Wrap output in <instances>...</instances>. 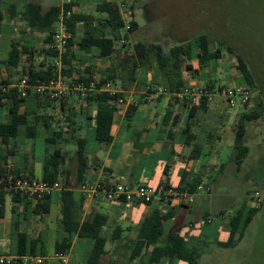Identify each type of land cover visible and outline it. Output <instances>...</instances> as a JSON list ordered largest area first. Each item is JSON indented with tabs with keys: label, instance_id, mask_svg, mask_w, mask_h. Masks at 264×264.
Segmentation results:
<instances>
[{
	"label": "crops",
	"instance_id": "obj_1",
	"mask_svg": "<svg viewBox=\"0 0 264 264\" xmlns=\"http://www.w3.org/2000/svg\"><path fill=\"white\" fill-rule=\"evenodd\" d=\"M28 1L36 2L43 7L51 5H59L61 7L65 2V0H60L59 4H50L52 0H10V4L6 10L3 11L1 9L3 19L0 24V31L5 21L10 32L14 34V39L8 42L9 48L7 49L5 59L0 61V78L6 82H15L19 74V77H23V72L28 65L26 56L22 51L20 52L17 64L8 63V54L13 41H18L21 45L25 44L33 48V63L37 69L40 67L39 63L45 61L42 51L43 48L47 47L43 42L44 34L31 31L19 16L14 14L10 17L8 13V8L11 4H16L17 12H19L22 11L23 5ZM102 1L71 0L74 3L72 7L74 11L92 14L97 20H105L108 14L96 10L97 4ZM112 1L117 5L120 16L124 21L123 31H125L121 32V34L128 32L126 29L127 22L131 25V22L135 21L136 27H141L134 18L136 13L132 2L128 4L129 0H122L124 6H121V1ZM3 3L4 0H1L0 8ZM19 4L20 7L18 8ZM90 9L91 12H89ZM78 28L81 30L82 25L79 24ZM105 32L108 36L112 35V32L110 34L108 31V27L105 29ZM25 34L28 36L29 41L23 38ZM32 40L39 43L32 44ZM76 48L78 49L76 44L71 47L74 54V58H72V77L73 70H75L74 64L80 60L78 59L80 54ZM197 50V47H193L192 53L193 51L196 53ZM116 51L115 47V51L111 56ZM98 53L99 49L93 47L91 53H82L80 55L82 57L81 61L85 62V65L82 66L83 70L79 72V75L85 74L88 66L93 68V79L97 78L100 72L114 68L109 62L101 69L98 63L111 56L100 57ZM191 59H193V56ZM192 66L195 69L193 64ZM198 67H201L199 63ZM94 68H97L98 74H95ZM202 68L207 69L208 67ZM197 71L199 72V70ZM147 78L151 80L150 83L145 81ZM182 78L185 81L184 74ZM155 79L156 77H154L147 63L140 65L134 82H129L125 77L121 79L123 86L116 88V90L123 93V97L121 98H123L124 102L119 104L117 101V109L110 131L112 139L109 143H99L95 140L96 105L95 103L90 105L85 104L83 99L85 90H73L75 91L74 93L71 91L64 100L63 105L58 104L60 110L58 115H55L53 110L56 109V101L53 102V107L45 110L47 115L52 116L48 127L42 126L39 121L30 120L32 130L35 131L34 137L38 135L46 143H48L46 138L52 137L53 140L48 144H56L54 149L60 150L63 160H61L57 169L59 178L56 182L60 183L62 188L65 183L67 189L72 191L76 220L83 221L91 218L93 215H100L105 219L101 236L106 239V242L104 255L99 264H146V260L143 259L145 257L142 256L144 250L141 251L139 256L132 259L130 258V253L133 241L137 237L144 218L157 207L155 205L140 203H112L106 201L102 196L96 197L91 201H85L78 190L81 183L89 180H109L126 183L130 186L143 184L158 187L164 184L174 189L187 191L188 188L192 187L199 180L200 182L197 186L202 184L204 187L210 189L212 183L216 181L214 175L217 171L222 172L223 170L221 158L229 155L230 152L231 145L224 142V136L219 132L215 135L212 130L216 122H218L217 120L220 122H232L233 114L240 107L235 109L230 107L226 102V114H223L219 111L221 107L220 102L222 101L209 98L206 110H194L191 112L189 105L187 103L185 105V102L176 97L175 93L177 91H170L168 83L165 81L160 70L159 80L156 79V81ZM201 79L203 78L201 77ZM139 82L142 87L138 91V99H135L133 95L135 92L134 88L137 85L136 83ZM74 94L82 99V102L78 104V108L76 107L77 104H75L77 102L75 101ZM141 94H145V97L142 98ZM131 105L135 106V109L127 115L128 107ZM35 106V99L27 97L25 107L28 110H33ZM5 116L6 107L5 104H2L0 105V122L5 121ZM238 116L236 117L238 118ZM233 122L235 126L237 119ZM189 134H193V136L191 137ZM26 139L24 135H21L19 138L9 139L8 147L14 153L7 157L6 167L8 170L21 172L25 175L30 173L34 178L42 179L44 158H35L34 155L28 153L32 152L34 147ZM82 139H84L83 148L86 157V169L83 182H79L80 165L75 156V151L78 141ZM1 149L2 145L0 144ZM38 171L40 172V176H38ZM57 194L54 193L53 195ZM209 196L210 194L207 195V197ZM199 197L200 195L196 193L194 201L190 204H173L160 210L162 212L168 210L173 212L172 218L167 221L171 225H163V234L166 236L174 232L175 236L183 242L186 250L196 247L200 251L206 245L211 246L209 259L205 260V264H215L225 251V247H221L217 243L227 241L229 229L226 223L235 212L226 217L222 211L211 212L210 210H205L204 206L209 207L210 205L206 204L209 202V199L203 197H200L201 199L198 201L202 204V208H199L197 204V198ZM54 202L56 205H59L56 199ZM8 206L9 215L6 212V203L4 217L0 219V244L3 247H7L0 250V258L15 259L17 257L15 246L19 231L16 228V223L18 222L19 229L25 231L28 239L32 237L39 238L41 245L46 248L44 254L37 253L34 255L46 258L42 264H84L92 246V241L84 238H73L71 247L63 261L53 257L57 253L54 252L55 243L60 242L65 235L60 228L59 206L53 217L50 216L51 207L49 213L39 216L31 213L28 207L26 212H24L23 206L20 203L14 204V210H12L13 204L11 200ZM192 211L195 213L193 220L188 218L182 219V215L185 212L191 214ZM31 229L33 231L36 230L35 236L32 235ZM240 241L234 247L229 248L236 250ZM151 249L148 248V251L150 252ZM201 259L202 253L200 252L198 264H201ZM168 262V259L165 258L157 264H169ZM29 264L37 263L31 262ZM171 264L186 263L175 261Z\"/></svg>",
	"mask_w": 264,
	"mask_h": 264
},
{
	"label": "trees",
	"instance_id": "obj_2",
	"mask_svg": "<svg viewBox=\"0 0 264 264\" xmlns=\"http://www.w3.org/2000/svg\"><path fill=\"white\" fill-rule=\"evenodd\" d=\"M73 5V2L65 3L64 5L65 10L71 9V14L65 19L70 38L68 39L63 53L61 72L64 77H72V58H74V54L72 53L71 47L74 44H76L82 53H91L92 48L97 47L99 49L98 56L106 57L114 53L115 40H121V45H125V40H127V35L125 33L121 34L124 21L120 16L117 5L112 0H103L96 6L97 11L106 12L108 14L105 20H97L92 14L76 12L72 8ZM60 10L61 7L59 5L43 7L41 4L32 1L26 2L23 5L22 11L19 12H17L16 4H11L8 8L10 17L15 14L25 22L31 31L44 34L43 42L47 47L43 48L42 51L45 56V61L39 63L40 67L38 69L33 63V48L31 46L29 47L25 44L21 45L18 41H13L9 50L8 63L10 64L18 63L21 51L25 54L28 65L23 72V77H26L30 82H46L49 78L56 76V66L53 63L56 53L49 47V44L52 41V34ZM2 19L3 12L0 8V24ZM79 24L82 25L81 30L78 28ZM136 26V22L132 21L128 32H132ZM107 27L112 31L111 36H108L105 32ZM193 47H197L198 49L195 53V57L201 67H209L212 61L219 59L222 54V47H225L227 51L236 58V69L241 80L245 84L247 83L252 86L255 84L254 72L243 54L235 51L233 47L226 45L222 40L204 31L192 38L180 41L179 44L172 46L167 52L163 51L162 47L156 43L147 44L141 41L136 42L134 44L135 55L125 56L124 58V62H130L129 66L123 67L124 72H126L124 77L129 82H134L140 65H145L149 60L148 55L154 52L158 69L168 83L170 91H179L186 85V82L182 78L184 70L193 69L192 64L186 62L187 59H191L193 56ZM92 74L93 68L88 66L85 74H78V76L71 78L70 81L75 83L83 81L86 86H89L92 80L95 81L94 90H85L83 99L85 104L90 105L95 103L96 105L95 140L99 143H109L112 139L110 131L117 109V101L119 98L123 97V93L118 91L114 94H110L100 89L106 82L114 81L118 76L122 75L115 72L114 68H109L106 69V71L100 72L95 79L92 78ZM213 83L214 82H211L210 85L207 86H213ZM27 97H33L35 99V109L28 110L25 107ZM27 97H22L15 89H9L5 93H0V105L5 104L6 107L5 121L0 122V144L2 145V151L0 153V219H2L5 214L7 197H10L13 204L12 210H14V204L20 203L23 206L24 212L29 208L31 213L39 216L49 213L51 204L56 199L60 211V228L65 235L60 242L55 243L54 252L67 253L74 237L88 239L92 241V246L84 264H99L104 255V246L106 242V239L101 236V230L105 225V219L100 215H93L91 218L83 221L76 220L73 193L71 190L67 189L65 183L63 184L62 190L57 194L58 196L47 195L40 199L14 193L11 190L5 189L2 185L7 173H13L19 177L27 176L29 178H34L30 173L25 175L21 172L7 169V157L14 153L13 150H10L8 147L9 139L19 138L21 135L26 136V138L34 137L35 131L32 130L30 123L31 119L39 121L44 127H48L52 119V116L47 115L45 110L53 107V102L56 101L55 99L49 98L45 93L37 92H30ZM141 97L144 98L145 94H141ZM66 98L67 97L58 100L61 106ZM143 101L145 100L143 99ZM207 102L208 98L202 96L199 103L189 106V109L191 112L194 110H206ZM185 105L187 104L185 103ZM134 109L135 106H129L127 115ZM262 109H264L263 101H256L255 107L252 110L249 112L243 111L237 118V122L234 126V162L237 168L241 166L243 157L248 152V146L245 144L247 122L258 119ZM189 135L191 137L193 136V134ZM52 140V137L46 138L48 143ZM83 144L84 139L81 141L79 140L75 151V156L80 165V172L78 175L79 182H83L86 169V157ZM61 160H63V157L60 155V150L57 148L44 157L43 181L53 184L58 180L57 169ZM199 182L198 180L192 187L188 188L187 191L195 193L196 186ZM255 213L256 208H247L244 203L226 223L229 229L227 241L218 242L217 244L225 248L234 247L242 239L245 229L250 224L251 218ZM172 216L173 212L171 210L162 212L156 208L144 218L138 230L137 237L133 241L130 253L131 259L139 256L141 251L144 250L142 256L145 257L143 259L146 260V264H157L160 260L165 258L168 259L169 264L175 261H183L186 264H198V258L200 256L199 249L193 247L190 250H186L183 242L175 236L174 232L164 236L163 225L170 220ZM16 228L19 230L15 246L17 258L4 264H24L21 259L22 257L34 256L37 253L44 254L46 252V248L41 245L39 238L32 237L28 239L25 231L19 229L18 222L16 223ZM148 248H152L150 252Z\"/></svg>",
	"mask_w": 264,
	"mask_h": 264
},
{
	"label": "rangeland",
	"instance_id": "obj_3",
	"mask_svg": "<svg viewBox=\"0 0 264 264\" xmlns=\"http://www.w3.org/2000/svg\"><path fill=\"white\" fill-rule=\"evenodd\" d=\"M59 2L60 0H52L50 4H59ZM131 2L136 13L134 18L141 27H136L132 32L125 33L127 35L125 45H121V40H115L117 51L113 56L98 63L101 69L110 62L115 71L124 77L126 72H124L123 67L130 65V62H124V58L135 55L134 44L136 42L156 43L167 52L180 41L192 38L204 31L243 54L254 72L255 84L252 86L241 80L236 69V58L225 47H222L221 57L212 61L207 69L198 67L193 51V59H187L186 62L193 64L195 69L184 70L186 85L207 86L211 82H214L213 86L224 87L245 85L249 91L248 102L240 108L233 107L239 108L233 114V121L237 119L236 116L241 111L249 112L252 110L256 101L262 100L264 104V0H129L128 4ZM9 4L10 0H4L1 9L5 11ZM108 31L111 34V29ZM124 31L122 29L121 32ZM23 38L28 40L26 34L23 35ZM12 39H14V34L10 32L7 23L4 21L0 31V61L5 59L9 48L8 42ZM31 43L38 44L39 42L32 40ZM76 50L80 55L82 54L77 48ZM80 55L78 57L80 60L74 64L73 77H65L68 81L78 76L79 72L83 70L82 66L85 65V62L81 61ZM148 59L147 64L150 66L151 72L159 80V69L154 52L148 55ZM94 72L98 74L97 68ZM19 75L18 79L21 78ZM122 76L112 82L115 88L123 86ZM145 81L150 83L151 80L147 78ZM136 84L133 95L135 99H138V91L142 85L140 82ZM74 97L78 108L82 99L75 94ZM211 98L222 101L219 111L226 114L227 101L224 96L214 94ZM55 103L56 109L53 110L55 115H58L60 112L58 100ZM217 121L219 123L216 122L214 125L213 133L215 135L218 132L222 134L224 142L230 144L231 148L229 155L221 158L223 170L222 172L217 171L214 175L216 181L212 183L210 191L207 192L204 189L198 192L200 197L209 199L206 204L210 206H204V209L211 212L219 210L228 217L245 203L247 208H256V213L251 218V222L236 250L229 247L225 248L215 264H264V109H262L258 119L247 122L245 144L248 146V152L244 155L239 168L234 162V122ZM26 140H29L34 147V150L28 153L39 159H43L51 153L56 146V144L44 142L42 137L38 135ZM38 174L40 176L39 171ZM256 191L261 195L259 204L253 202V195ZM209 194L210 196L207 197ZM200 197L197 198V204L199 208H202L201 202H198ZM9 201L10 197H7V215H9ZM58 206L55 202L52 204L50 216H55ZM194 217L193 211L191 214L185 212L182 215V219L193 220ZM164 225L171 224L165 222ZM31 232L32 235H36V230L31 229ZM4 248L7 247L0 244V250ZM210 249L211 246L206 245L200 250L202 253L201 264H205V260L209 259Z\"/></svg>",
	"mask_w": 264,
	"mask_h": 264
},
{
	"label": "built area",
	"instance_id": "obj_4",
	"mask_svg": "<svg viewBox=\"0 0 264 264\" xmlns=\"http://www.w3.org/2000/svg\"><path fill=\"white\" fill-rule=\"evenodd\" d=\"M70 2L71 0H65L61 6L52 34V41L49 44V47L56 53V57L53 60L56 66V76L49 78L46 82H30L26 77H21L15 82H4L0 78V93H5L9 89H15L22 97H27L30 92H37L45 93L49 98L59 100L67 97L73 90H88L95 87L94 80L90 82L89 86H86L83 81L78 83L68 81L61 72L63 53L68 39L70 38L65 19L71 14V9L65 10L64 5ZM119 2L121 6H124L122 0H119ZM129 28L130 23L127 22L126 29L128 30ZM100 90L107 91L110 94L117 92L116 88L109 81L106 82ZM214 94L224 96L230 107L244 106L248 102L249 97V91L245 85H229L226 87L220 85L209 87L185 85L181 90L175 93L178 99L187 103L189 106L198 104L202 96H206L209 99ZM123 102V98L118 99L119 104ZM3 181L4 183L2 185L5 189L11 190L14 193L26 195L30 198L40 199L47 195L59 193L62 190L58 182L49 184L43 181V179L29 178L27 176L19 177L13 173H7ZM204 189H206L207 192L210 191L208 187H204L202 184L196 187L195 193H191L186 190L174 189L164 184L158 187H151L143 184L130 186L126 183L109 180L85 181L81 183L78 188L85 201H91L96 197L102 196L106 201L112 203L155 205L159 210L173 204H190L194 201L195 194ZM253 196V202L259 204L261 201L260 193L256 191ZM65 255L66 253H55L53 257L63 261ZM15 259L0 258V264L9 263ZM21 259L24 264H29L31 262L42 264L46 260V258L40 256H24Z\"/></svg>",
	"mask_w": 264,
	"mask_h": 264
}]
</instances>
